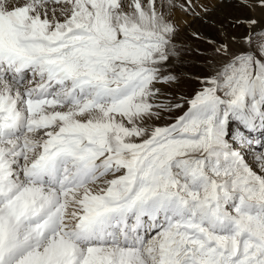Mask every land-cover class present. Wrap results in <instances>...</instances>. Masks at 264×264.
Listing matches in <instances>:
<instances>
[{"label":"snow or ice","instance_id":"obj_1","mask_svg":"<svg viewBox=\"0 0 264 264\" xmlns=\"http://www.w3.org/2000/svg\"><path fill=\"white\" fill-rule=\"evenodd\" d=\"M176 9L0 0V264H264V25L173 97Z\"/></svg>","mask_w":264,"mask_h":264},{"label":"rangeland","instance_id":"obj_2","mask_svg":"<svg viewBox=\"0 0 264 264\" xmlns=\"http://www.w3.org/2000/svg\"><path fill=\"white\" fill-rule=\"evenodd\" d=\"M234 1L236 2L232 3L230 0H225L224 2L223 0H191L194 12L191 10L184 12L179 9L174 11L171 17L177 28V36L174 42L179 54L191 60L187 59L182 64H186L189 70L196 75L194 74L193 78L184 73L177 72L175 68H167L170 73L177 77V81L171 87L159 85L163 91L166 90L165 92L172 93L173 97L181 95L190 96L200 87L197 77L207 72L205 61L211 57L214 47V44L210 43V41L220 43L224 42L227 37L228 42L232 43L231 37H236L237 42L232 44L238 46L236 49L243 48L244 45L240 43V40L248 32L246 21L255 18L261 25H264V15L255 14V16L251 17V8L253 7L251 3H247L251 6H245L246 0L245 2H242V0ZM177 2L184 3L185 0H177ZM226 3L229 4V8L219 6ZM231 6L232 8H230ZM201 15L215 18L214 20L218 22L219 26H216V22L213 23L211 20H201ZM200 24H209L210 27H202ZM198 29L205 34L196 32ZM186 77H188V81H186ZM175 114L180 115L181 113L177 111Z\"/></svg>","mask_w":264,"mask_h":264},{"label":"bare ground","instance_id":"obj_3","mask_svg":"<svg viewBox=\"0 0 264 264\" xmlns=\"http://www.w3.org/2000/svg\"><path fill=\"white\" fill-rule=\"evenodd\" d=\"M225 0H223V2H224ZM229 1V0H228ZM232 1V3H234V2H236V1H234V0H230V2ZM238 1V0H237ZM255 2H256V0H246V3H251L252 5H253V7L251 8V12H252V15H251V17H253V16H255V14H261V15H264V9H262V8H260V7H256V6H254L255 5ZM240 4V3H239ZM245 4V3H244ZM228 5L229 4H220L219 6H221V7H227V8H229L228 7ZM234 5V4H233ZM232 5V6H233ZM218 6V7H219ZM232 6L230 7V8H232ZM243 6V5H242ZM234 7V6H233ZM219 9V8H218ZM235 9V8H234ZM239 10V9H238ZM215 13V12H214ZM217 13V12H216ZM183 14V13H182ZM250 17V18H251ZM259 17V16H258ZM209 17L207 16V15H201L200 16V19L201 20H208V21H210L211 20V22H213V23H215L216 21L214 20L215 18H213V17H211V18H209ZM197 20V19H196ZM200 21V20H199ZM194 25V24H193ZM200 25H202V27H210L209 26V24H200ZM216 26H219L218 25V22H216V24H215ZM195 27V26H194ZM194 32V31H193ZM196 32H199V33H201V34H205L204 32H202L201 30H196ZM230 43V42H229ZM231 44V46H232V48L233 49H236V47H238V46H236V45H234V44H232V43H230ZM188 58L186 57V56H184V55H178L176 58H173V59H171L170 61H169V63H168V65H167V68H175L176 70H177V72H179V73H184V74H186L187 76H189V77H193V76H195L196 74L195 73H193V72H191V70H189V68L187 67V65L185 66V65H183L182 63L184 62H186V60H187ZM189 61H191L190 59H188ZM176 63H178V65H176ZM174 69V70H175ZM195 74V75H194ZM199 76H201V75H199ZM194 78V77H193ZM190 80V79H189ZM186 81H188V77H186ZM166 91V90H165Z\"/></svg>","mask_w":264,"mask_h":264}]
</instances>
